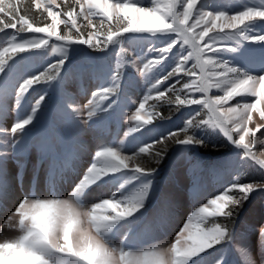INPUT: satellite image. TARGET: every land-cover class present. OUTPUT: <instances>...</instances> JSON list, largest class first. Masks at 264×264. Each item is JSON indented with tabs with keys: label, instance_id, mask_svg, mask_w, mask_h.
Masks as SVG:
<instances>
[{
	"label": "snow or ice",
	"instance_id": "snow-or-ice-1",
	"mask_svg": "<svg viewBox=\"0 0 264 264\" xmlns=\"http://www.w3.org/2000/svg\"><path fill=\"white\" fill-rule=\"evenodd\" d=\"M32 4L46 14L42 26L25 14L20 0H0V118L9 111L7 99L15 97L12 125H0V134L11 135L10 141L0 142V210L8 211L7 227L19 230L15 238L0 242V264H232L226 255L229 246L236 252L235 264H264V223L249 225L239 238L236 233L244 205L254 194L264 193V177L241 182L237 173L222 191L187 215L167 247L135 251V234L122 231L125 225L146 219L161 199L175 208L174 194L162 190L160 168L142 162L148 157L159 164L169 152V141L185 149L206 148L211 136L220 134L237 150L238 168L250 160L264 171V158L253 150L258 143L264 148V140L257 136L264 137V0L239 7H218L216 0H63L64 7L57 0H32ZM94 17H99V24L93 23ZM81 19L90 29L86 36ZM116 45L123 55L107 68L86 103L76 105L70 94H53L51 90L64 79L62 70L79 52L74 46L108 53ZM49 49L60 58L41 71ZM25 53L29 55H19ZM32 57L39 63H32ZM125 69L138 73L149 85L127 117L134 126L125 136L132 134L129 142L136 150L128 154L124 141L119 146L100 144L67 199L36 198L33 192H23L22 171L30 151L38 153L40 162L50 161L51 181L63 172L58 161L66 152L60 145L70 141L82 146L80 131L119 121L122 106L136 103L128 94L136 76ZM40 85L43 91L32 98ZM213 90L219 94H210ZM169 95L174 97L169 107L189 108L190 116L178 130L146 142L136 134L155 126L157 118L165 119L155 110L157 105L148 102L163 103ZM201 110H206V118H200ZM254 114L260 122L254 121ZM50 116L64 127L47 125ZM10 160L16 165L22 195L8 210ZM37 179L38 170L33 174V181ZM105 186L117 190L90 205L83 202L93 188ZM210 218H224L232 226L217 222L208 226ZM157 219L167 222L165 217ZM253 233L255 255L249 243ZM217 246H222L219 255H215Z\"/></svg>",
	"mask_w": 264,
	"mask_h": 264
},
{
	"label": "rangeland",
	"instance_id": "rangeland-1",
	"mask_svg": "<svg viewBox=\"0 0 264 264\" xmlns=\"http://www.w3.org/2000/svg\"><path fill=\"white\" fill-rule=\"evenodd\" d=\"M26 0H20V5H25ZM58 3L64 7L63 0H57ZM72 0H69L71 3ZM218 7H239L241 4H257L259 0H216ZM66 10V9H65ZM41 18V21H43ZM50 22V20L48 21ZM93 23L99 24V17L93 18ZM81 31L86 33L90 30L84 25L87 24L83 19L80 20ZM42 26V22L38 24ZM107 27V23L105 24ZM60 31L64 33L66 29L63 25L60 26ZM11 32V30H9ZM25 38H30V34H22ZM75 35V32H73ZM3 41V35L0 34V42ZM0 46H3L0 43ZM157 46H160L157 43ZM79 49V52L75 56H71V49L69 50L72 63L63 71L64 79L56 86L53 94L56 97H60L64 94H70L75 101L76 105H82L91 99V93L96 91L100 86L104 74L108 67L114 66L117 59H119L123 53L119 45L113 46L108 53L93 52L86 49L85 46H74ZM128 47V45H125ZM119 54V55H118ZM21 56H28L29 54H19ZM60 58L58 52L53 53L51 49L48 50L42 71L44 67H47L48 63H55ZM11 62V61H10ZM32 63H39V58L32 57ZM23 68L24 66L21 65ZM126 72L136 76L135 86L129 90V96L135 104L125 103L121 109V119L119 121H109L103 128L85 129L80 131L78 139L82 146H73L70 141L64 145H60L61 152H66L59 161L58 169H63V172L58 171L57 176L49 181L48 169L50 161H39L38 153L33 149L27 154L26 168L22 171L23 176V192H33L36 198H61L67 199L72 191V187L79 174H82L84 169L92 162L94 152L97 150L100 144L105 146H119L120 141H124V146L128 147L129 152L136 150L134 144H130V137L125 136V133L134 126L133 122L127 119L132 115L135 108L138 106L140 99L147 92L149 85L145 82L144 78L138 73L132 72L131 69H125ZM186 80V78H185ZM54 85L55 81L52 82ZM105 86L107 84L105 83ZM43 85L36 86V90L32 92V98L37 97L43 91ZM210 94H219L216 90H213ZM169 98L174 97L169 95ZM240 100V97L236 98ZM148 104H150L148 102ZM152 104H155V102ZM7 105L9 111L5 112L3 117L0 118V125L5 128H10L15 119V112L12 109L15 107V97L11 96L7 99ZM199 106H192V108H198ZM151 111L150 109H148ZM176 110V109H175ZM174 112V111H173ZM172 112V113H173ZM191 109L181 108L176 110V114L172 117L165 118L163 120H155L154 125L146 126V129H141L140 133L136 135L143 136L146 142H151L153 138L158 139L160 134L167 135L169 131H176L183 127L184 122L189 118ZM206 118V110H201V117ZM254 121L260 122L257 114H254ZM47 125H54L57 128H63V123L54 116H50L46 121ZM251 126V125H250ZM258 140H264V137L257 134ZM11 140L9 133L0 134V142L4 140ZM210 143L217 145L216 148H222L223 151L219 154H210L208 152H201L198 148H187L183 146H177L168 160V164L165 167H160L159 178L164 180L162 184V190L165 193H173L175 196V208L171 205L165 204L161 199L158 203H154L146 214V219H141L133 224L125 225L122 231L134 233L136 236V248L135 251H144L151 248L154 245L161 247H167L173 241L175 234L179 231L183 221L187 215L199 206L200 203L206 202L212 195L218 194L225 186L231 183L237 178L241 182L259 181L264 177V171L260 170L250 160H245L240 167L239 157L236 155L237 150L230 145L226 139L220 134H213L210 138ZM171 141L168 142V146ZM162 147V146H160ZM257 155L264 158V148H261L258 143L253 149ZM146 160L149 158L145 157ZM156 161V159L152 158ZM153 164L145 161V164ZM156 163V162H154ZM161 163V162H160ZM158 165V164H157ZM158 166H162L159 164ZM38 170V179L33 181L34 171ZM16 165L9 161L8 175L11 181L12 194L8 200V210L14 208L18 203L19 198L22 195L21 188L16 183ZM62 176V178H61ZM114 187L105 186L103 188H93L91 192L82 197L83 202L86 205H90L98 198L106 197L111 191H116ZM58 195L53 197V192ZM235 194V193H233ZM7 210H0V242H3L4 238H15L19 235L18 229H9L4 223L7 216ZM158 217L167 218L166 223H159ZM228 223L231 227V222L226 221L224 218H217L213 221L210 218L208 226L211 223ZM264 223V193H256L250 202L246 203L241 210L239 222L236 225V233L239 238L240 234L248 229L249 225H259ZM119 237L117 238L118 243ZM256 234L249 235V243L253 245V254H256L255 248ZM222 250V246H217V253L219 255ZM226 255L232 264H235L237 255L234 250L229 246Z\"/></svg>",
	"mask_w": 264,
	"mask_h": 264
},
{
	"label": "trees",
	"instance_id": "trees-1",
	"mask_svg": "<svg viewBox=\"0 0 264 264\" xmlns=\"http://www.w3.org/2000/svg\"><path fill=\"white\" fill-rule=\"evenodd\" d=\"M20 7L22 10H24L25 14L28 15L30 18H32L37 24H40V22H42L41 18H43V15H41L40 12H38L34 9L33 4H32V0H26L25 5H22V6L20 5ZM171 97H173V96H171ZM172 101H173V98H168L163 103H160L156 100H151V101H149V103L152 104V102L153 103L155 102V104H153V105H157L155 110L157 112H159L163 117L169 118V117H172L176 114L175 113L176 112L175 107H169V103ZM157 120H160V119L157 118L156 121ZM177 146L178 145H174L172 143L169 144L168 154L165 156V158L162 161H160L161 163H159V164H162V166H158L159 164L157 165V162L152 160V158H149V160H146L145 157H142V162L145 163V161H147V162L153 163V164H149V163L146 164L147 166L153 167V168L165 167L168 164V160L171 158V156H172V154H173V152ZM158 147H160V146H158ZM198 150L201 152H208L210 154H219V152L223 151L222 148H213L212 143H210V142L208 143V146L206 148L198 147ZM154 162H156V163H154Z\"/></svg>",
	"mask_w": 264,
	"mask_h": 264
}]
</instances>
